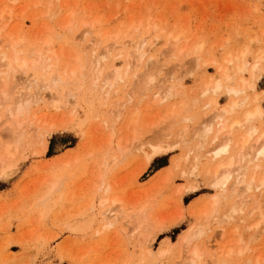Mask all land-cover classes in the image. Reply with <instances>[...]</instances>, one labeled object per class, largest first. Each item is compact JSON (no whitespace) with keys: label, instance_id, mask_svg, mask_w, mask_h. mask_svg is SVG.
<instances>
[{"label":"rangeland","instance_id":"1","mask_svg":"<svg viewBox=\"0 0 264 264\" xmlns=\"http://www.w3.org/2000/svg\"><path fill=\"white\" fill-rule=\"evenodd\" d=\"M3 11L0 54L12 53L7 35L20 31L23 56L45 60L15 74L11 101H0V159L12 144L0 161V264H187L196 247L201 264H264V189L247 192V205L231 189H213L212 172L227 157L214 158L216 131L202 144L197 137L233 102L230 121L264 111V0H0ZM172 36L181 38L178 50ZM106 49L109 58L91 65ZM150 57L163 67L147 92ZM238 58L248 71H237ZM100 68L124 77L106 85ZM243 80L255 88L229 92ZM20 93L31 103L24 129L6 114ZM254 126L256 139L264 116ZM248 170V181L262 177L264 160ZM191 228L196 238L182 251L179 239Z\"/></svg>","mask_w":264,"mask_h":264},{"label":"bare ground","instance_id":"2","mask_svg":"<svg viewBox=\"0 0 264 264\" xmlns=\"http://www.w3.org/2000/svg\"><path fill=\"white\" fill-rule=\"evenodd\" d=\"M6 13L3 11L0 13V22L6 21ZM13 19V16L10 14L8 19L11 21ZM69 25V24H68ZM4 32V29H0V38L2 37V34ZM20 31H15L11 33L10 35H7V46L12 51L11 54L8 52H2L0 54V101L1 102H10L11 101V89L15 90L18 85H15L14 88H11L10 86V80L15 77V74L21 73L25 75L27 69L32 66L33 68H36L40 65V62L44 59L40 57L39 60L30 61L22 54V50L19 49V47H22L25 44V39L19 36ZM15 38V39H14ZM172 41V43H171ZM181 38H174L171 37L170 43L173 47V50H178V44L180 43ZM98 43H94L93 47L91 48L94 52V57L97 56V47L100 43V38H98ZM117 41H115L110 47H115L117 45ZM45 46L48 48L51 44V40L48 38L45 40ZM145 45V40L143 44L140 45V47L136 51L135 57L138 61V66L144 64L145 60V53H142L143 46ZM109 47V45H108ZM188 49H181L180 55H184L183 53ZM48 52H51L48 50ZM110 49H106L104 51V55L102 59H96L95 61H92L91 65L95 64H101L100 60H105L109 58ZM245 54H242L241 58H244ZM241 58H238V61L240 62L237 66V71L239 73H244L249 70L248 63L242 60ZM199 59V58H198ZM45 60V59H44ZM47 61V59H46ZM154 61V62H153ZM133 62H135V59L132 58L131 53L127 56V70L132 66ZM228 62L231 64L233 61L228 60ZM160 61L154 60L152 57L148 58V61L145 63L147 69L151 71L150 73L147 72V69L145 73L147 74L146 78V84H144V88L142 86V90H145V86L147 92L152 91L154 87H156V77L161 72V67H163V64L160 66ZM259 64L256 63L252 67V75L255 76V73L258 70ZM157 70L159 72H157ZM77 69H73L71 73L74 75L76 73ZM128 72V71H127ZM157 72V73H156ZM224 74H227V71H224ZM98 79L105 83L106 85H115L118 81H121L123 79V72L121 69H116L112 77L110 79V75L107 74V76L103 75L102 68L98 70ZM145 75V74H144ZM143 75V76H144ZM143 78V80L145 79ZM12 81V80H11ZM28 81V80H27ZM26 81V82H27ZM59 79L54 80V84L58 83ZM144 81V83H145ZM38 85V83H37ZM30 87V85H29ZM28 87V88H29ZM255 84L249 83L245 80H243V87L241 90L239 89H228L230 93H233L234 95H239L244 93L246 89H254ZM221 89V85L218 83L215 86V90ZM163 90V86H160V88L157 90L158 92H161ZM173 90H177L176 93L179 91V87L176 86H170L168 91L171 93ZM209 90V86L205 92ZM146 92V91H145ZM25 95H27L25 97ZM108 97V94H107ZM130 101H133V98L131 97V100L127 101L130 103ZM257 102V99L255 100ZM13 102V99H12ZM14 104L12 106H9L6 110V114L8 119L11 121L13 126L21 127L24 129L25 127L21 124L20 118L22 116H26L29 113L28 108L30 107V95L29 93H20L15 99ZM126 102V103H127ZM128 103V104H129ZM212 103L217 104V102L214 100ZM211 105V104H210ZM216 105H214L216 107ZM126 106V105H125ZM239 107L238 102H233V104L230 106L229 109H223V111L215 114L212 118H210L208 121H206L203 124V129L198 133L197 137L201 140V143H203V140L211 133L216 131V135L213 139L214 142H217V147L214 149V158H220L224 159L227 157L226 161H221L218 166L214 169L212 172V183L211 186L213 189H218L221 191H226L227 189H231L234 195H237L240 197L241 201H243L244 205H247L249 200H244V196L247 192H251L253 190H261L264 189V175L262 177L259 176L258 173H256V176L251 179V181H248V167L251 162L264 160V131L258 136V138L254 139L255 134L258 132V129L254 126L255 122L261 121L264 116V111L260 106L254 107L252 110H247L244 113L243 120L235 118L233 121L229 120V117H231L236 109ZM179 110L175 109L173 110V115ZM136 119L134 118V122ZM247 128L246 132L242 134L240 138L237 139L236 132ZM223 136V138H221ZM183 141V138L181 139ZM22 143V137L20 136V139L16 141V144L19 145ZM11 147L12 144H8L4 151L3 155L0 159L1 163H5V157L12 156L11 155ZM162 146H153L152 148H158ZM47 149V146H43V152ZM235 150H238L236 154H233ZM191 152V150L189 151ZM186 158V157H185ZM184 158V159H185ZM181 159V158H180ZM174 163V167H179V161ZM219 159V160H220ZM225 160V159H224ZM149 161L147 160L145 162L144 170L148 167ZM197 161V159H195ZM171 169V168H170ZM260 169V166H257V170ZM186 176V175H185ZM258 179V180H257ZM259 181V183H258ZM106 191L109 190L106 188ZM251 199V198H250ZM214 203L216 204L218 201V196L213 197ZM121 201L118 199H115L111 202V211H114V208L120 204ZM138 228V227H137ZM196 232L197 229L191 228L188 232H186L183 236L180 237L179 243L182 246V251L188 245L196 238ZM185 251V250H184ZM167 251H165L166 253ZM183 253V252H182ZM205 257V254L200 251L198 247H196L190 254V257H188L187 264H201L203 262V259ZM186 262V261H185ZM183 264V263H182Z\"/></svg>","mask_w":264,"mask_h":264}]
</instances>
